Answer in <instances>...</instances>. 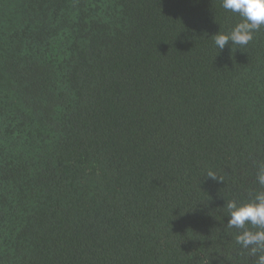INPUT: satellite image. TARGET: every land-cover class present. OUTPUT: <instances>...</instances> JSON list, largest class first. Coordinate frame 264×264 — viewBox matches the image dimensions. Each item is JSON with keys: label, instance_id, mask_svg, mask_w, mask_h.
Returning a JSON list of instances; mask_svg holds the SVG:
<instances>
[{"label": "trees", "instance_id": "16d2710c", "mask_svg": "<svg viewBox=\"0 0 264 264\" xmlns=\"http://www.w3.org/2000/svg\"><path fill=\"white\" fill-rule=\"evenodd\" d=\"M239 21L221 0H0V264H255L225 204L264 191V28L212 39Z\"/></svg>", "mask_w": 264, "mask_h": 264}, {"label": "clouds", "instance_id": "9594fccd", "mask_svg": "<svg viewBox=\"0 0 264 264\" xmlns=\"http://www.w3.org/2000/svg\"><path fill=\"white\" fill-rule=\"evenodd\" d=\"M221 7L238 15L240 21L230 31H219L212 37L219 50L229 42L232 48L247 46L254 39V34L264 28V0H221ZM256 166V182L264 188V163ZM206 176L222 181L212 170H208ZM225 208L229 217L227 228L240 230L235 237L236 244L255 257V264H264V191L256 192L247 203L229 200Z\"/></svg>", "mask_w": 264, "mask_h": 264}]
</instances>
